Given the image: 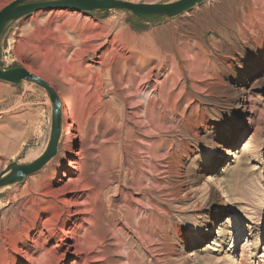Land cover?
<instances>
[{"label":"rangeland","instance_id":"1","mask_svg":"<svg viewBox=\"0 0 264 264\" xmlns=\"http://www.w3.org/2000/svg\"><path fill=\"white\" fill-rule=\"evenodd\" d=\"M0 65L48 81L63 114L57 156L0 190V264H264V0L138 23L43 10ZM51 112L38 86L0 82V173L41 156Z\"/></svg>","mask_w":264,"mask_h":264},{"label":"water","instance_id":"2","mask_svg":"<svg viewBox=\"0 0 264 264\" xmlns=\"http://www.w3.org/2000/svg\"><path fill=\"white\" fill-rule=\"evenodd\" d=\"M15 0L0 11V41L18 20L43 10H72L82 13L124 11L133 17L153 22L183 15L208 0H178L171 3L147 4L125 0ZM0 81L9 84L28 82L44 91L51 102V131L46 149L41 156L28 164L10 163L0 173V190L20 184L26 178L43 170L59 151L63 132L62 102L57 90L44 78L23 67L4 68L0 65Z\"/></svg>","mask_w":264,"mask_h":264},{"label":"bare ground","instance_id":"3","mask_svg":"<svg viewBox=\"0 0 264 264\" xmlns=\"http://www.w3.org/2000/svg\"><path fill=\"white\" fill-rule=\"evenodd\" d=\"M257 74L258 72H256L255 74H252V78H256L255 81H252V84L250 85H244L243 88H241V91L243 93L244 96H250L252 97V90L255 89L259 83H261V81L257 78ZM250 80V79H249ZM253 80V79H252ZM254 99V98H253ZM256 104L254 105V103L252 104V100L251 98L247 101L245 100V103H244V110H247L248 114H249V120L250 122H253L255 121V116L257 115L258 113V109L259 108H256ZM67 107L68 109L71 108V105H70V101L67 99ZM66 108V107H65ZM67 110V109H66ZM260 112V111H259ZM71 114V113H69ZM67 114L66 115V119L67 120H70L71 119V116ZM259 119V118H258ZM257 122V121H256ZM70 124V123H69ZM68 124V127L66 128L65 130V133H66V136H71L73 135L74 133V130H75V127L73 124ZM2 138V137H1ZM209 232H211V230H209ZM229 262L231 264H238L237 262L238 261H232V259L229 260Z\"/></svg>","mask_w":264,"mask_h":264},{"label":"trees","instance_id":"4","mask_svg":"<svg viewBox=\"0 0 264 264\" xmlns=\"http://www.w3.org/2000/svg\"><path fill=\"white\" fill-rule=\"evenodd\" d=\"M134 18V22H141V20H139V19H137V18H135V17H133ZM135 25V24H134ZM137 25V24H136ZM135 28H137L138 27V25L137 26H134Z\"/></svg>","mask_w":264,"mask_h":264},{"label":"crops","instance_id":"5","mask_svg":"<svg viewBox=\"0 0 264 264\" xmlns=\"http://www.w3.org/2000/svg\"><path fill=\"white\" fill-rule=\"evenodd\" d=\"M2 83V81H0Z\"/></svg>","mask_w":264,"mask_h":264}]
</instances>
